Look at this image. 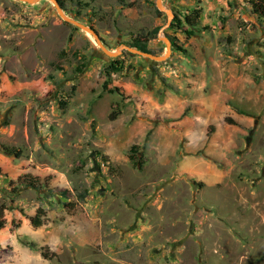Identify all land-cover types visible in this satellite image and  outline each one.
<instances>
[{"label": "rangeland", "instance_id": "1", "mask_svg": "<svg viewBox=\"0 0 264 264\" xmlns=\"http://www.w3.org/2000/svg\"><path fill=\"white\" fill-rule=\"evenodd\" d=\"M251 1L0 0V264H264Z\"/></svg>", "mask_w": 264, "mask_h": 264}, {"label": "trees", "instance_id": "2", "mask_svg": "<svg viewBox=\"0 0 264 264\" xmlns=\"http://www.w3.org/2000/svg\"><path fill=\"white\" fill-rule=\"evenodd\" d=\"M57 2L59 3V5L62 7V9H64V3L65 0H57ZM251 6H252V11L253 13H255L262 21H264V7L262 4L251 1L250 2ZM200 17H201V8H195L193 11H191L190 13L184 15L183 19L180 20L178 18H176L170 25V28H181V26H186L189 28V30H184V35H186V37L188 36H192L193 33V29L199 24L200 21ZM156 33V30L153 32V38H154V34ZM172 47L176 48V44L173 42V40L171 38H169ZM131 48L137 49L141 52L144 53H149L152 54L148 49H147V45L144 42H140L138 39H136L132 44L129 45ZM120 69L117 67H114L112 69V71H119ZM115 115H111L110 119H114ZM6 152H10V150L6 149ZM4 211V208L2 206H0V216H2ZM37 226V225H36ZM4 225L3 222L0 220V230L3 229ZM41 255L44 258H48L47 252H45L44 250L41 251Z\"/></svg>", "mask_w": 264, "mask_h": 264}, {"label": "water", "instance_id": "3", "mask_svg": "<svg viewBox=\"0 0 264 264\" xmlns=\"http://www.w3.org/2000/svg\"><path fill=\"white\" fill-rule=\"evenodd\" d=\"M12 1H16V2H23V3H27V4H34V3H37L41 0H12ZM50 1L54 7H55V10H56V13L58 14V16L66 23L68 24H72L74 27H76L77 29H80L81 31L85 32V33H88L95 41L96 45L100 48V52L101 54L107 56V57H116L118 54H120V50H117L116 52H110L108 51L104 45L102 44L98 34L95 32L94 29H92L91 27H87L85 26L84 24H81L79 22H77L76 20H73L71 19L70 17H68L65 13H64V10L62 9V7L59 5V3L57 2V0H48ZM158 9L160 10H163L166 15H167V18L170 20V18L172 17V13L166 9H163L162 7H158ZM164 41L167 43V46L169 47L170 44H169V41L167 39H164ZM126 50H128L129 52L131 53H134V54H137V55H140L148 60H151L153 62H162L165 58H166V55L169 53V49L166 50V53L165 55L161 56V57H157V56H154V55H151L149 53H144V52H141L137 49H134V48H126L124 47Z\"/></svg>", "mask_w": 264, "mask_h": 264}]
</instances>
